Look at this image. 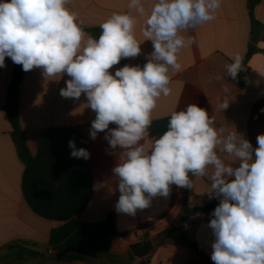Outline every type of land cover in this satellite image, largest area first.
Instances as JSON below:
<instances>
[{"label": "crops", "instance_id": "crops-1", "mask_svg": "<svg viewBox=\"0 0 264 264\" xmlns=\"http://www.w3.org/2000/svg\"><path fill=\"white\" fill-rule=\"evenodd\" d=\"M249 1L254 19L264 25V0H222L215 20L184 33L194 43L179 53L181 70H169L171 95H162L157 101L150 137L142 143L150 144L152 137L158 138L167 130L173 111L185 110L194 103L215 117L217 128L234 129L251 142L253 149L258 146L257 136L264 134V55L258 51L248 56L247 53L249 44L264 50V43L250 41ZM129 2L70 0L68 5L84 28H100L113 13L137 17L135 36L142 42L141 53L122 59L109 70L112 74L125 65L142 68L154 50L150 40L144 41V18L128 8ZM142 2L147 11L155 0ZM237 53L248 66L241 89L225 73V65ZM5 65L0 68V247L15 240L46 244L52 229L71 220L93 225L112 215L116 234L108 255L92 252L87 260L21 264H208L182 238L211 258L215 236L208 225L214 210L180 219L183 200L186 207L195 208L216 198H210L207 192L211 183L207 177H192L194 187L186 192L172 185L169 197L152 198L150 206L137 210L135 216L117 212L115 206L121 193L112 169L122 149L109 146L105 139L108 130L98 133L95 140L90 138L96 113L87 106L86 95L82 94L79 100L60 95L71 77L64 73L46 78L40 68L24 71L20 82L19 125L31 155L29 164L23 165L3 111L13 69L11 58H5ZM217 74L224 75V80L209 84L208 78ZM225 83L230 89L229 107L219 111L217 97L223 99ZM116 127L114 123L109 125V129ZM69 140H74L77 148L87 149L90 159L71 157ZM238 164L237 161L233 166ZM166 233L170 239L133 256V246Z\"/></svg>", "mask_w": 264, "mask_h": 264}, {"label": "clouds", "instance_id": "clouds-1", "mask_svg": "<svg viewBox=\"0 0 264 264\" xmlns=\"http://www.w3.org/2000/svg\"><path fill=\"white\" fill-rule=\"evenodd\" d=\"M69 3L0 0V68L9 57L25 72L42 69L46 78L66 73L71 78L60 95L75 100L86 95L87 106L96 113L90 138L108 130L109 146L122 149L112 169L121 193L117 212L135 216L152 198L169 197L172 185L192 189V177H207L210 198L222 197L208 225L215 236L211 260L264 264V134L257 136L253 149L234 129L217 128L215 117L193 103L171 113L162 135L142 143L150 137L157 101L171 95L169 70H181L179 53L194 43L184 33L215 20L222 0H155L147 11L142 0H130L128 8L144 18V41L150 40L154 50L142 68L125 65L114 74L109 71L113 66L141 53L137 17L113 13L100 24L97 39L84 31ZM243 62L235 54L225 73L235 80ZM224 75L210 76L208 83L224 80ZM222 91L219 111L229 107L226 83ZM110 123L117 127L109 129ZM68 147L71 157L90 159L89 151L77 148L74 140Z\"/></svg>", "mask_w": 264, "mask_h": 264}, {"label": "trees", "instance_id": "trees-1", "mask_svg": "<svg viewBox=\"0 0 264 264\" xmlns=\"http://www.w3.org/2000/svg\"><path fill=\"white\" fill-rule=\"evenodd\" d=\"M260 1V0H256ZM252 3L249 1V19H250V41L253 43H264V25L254 19L252 15ZM92 37L99 38L102 30L100 28H84ZM258 51L264 55V50L256 49L249 44L248 53L251 54ZM244 68L238 73L235 80L231 78L233 84L238 88H243L244 79L248 72L246 59L244 60ZM22 65H17L13 62L11 79L6 93V101L3 105V111L6 114L8 123L11 127V139L15 145V150L19 161L23 165L29 164L31 155L26 148L23 140V148L20 149L16 142V137L23 136L19 125L18 106L20 82L23 75ZM186 190L187 188H182ZM222 197H216L200 207L188 208L185 206V200L182 204V213L180 219H186L194 214H204L213 211L220 203ZM113 216L108 215L107 218L98 224L82 225L76 220H71L57 228H54L49 233V238L46 244H38L26 240H15L0 247V264H21L25 261H35L38 263L54 262V254L62 251L68 245H77L81 248H88L94 253L108 255L110 250L111 239L115 236ZM182 238V235L179 236ZM183 242L187 244L192 251L197 254L203 261L208 264H214L211 258L200 251L196 245L185 238ZM136 246H133V248ZM48 249L53 252L48 253ZM89 257L78 256L74 254L66 255L60 263H67L73 260H87Z\"/></svg>", "mask_w": 264, "mask_h": 264}, {"label": "water", "instance_id": "water-1", "mask_svg": "<svg viewBox=\"0 0 264 264\" xmlns=\"http://www.w3.org/2000/svg\"><path fill=\"white\" fill-rule=\"evenodd\" d=\"M16 142L18 144V147L20 149L23 148V143H22V137L18 136L16 137ZM186 192V190H185ZM170 234L166 233V234H161L158 235L156 237H152L149 239V241L134 247L131 252L133 254V256L138 257L141 254H143L144 252H146L151 246H154L158 243H161L163 241H166L168 239H170ZM92 251L88 248H81L77 245H68L66 246L62 251L57 252L54 254V261L57 263H60L61 260L66 256V255H70V254H74V255H78V256H85V257H89L91 255Z\"/></svg>", "mask_w": 264, "mask_h": 264}, {"label": "built area", "instance_id": "built-area-1", "mask_svg": "<svg viewBox=\"0 0 264 264\" xmlns=\"http://www.w3.org/2000/svg\"><path fill=\"white\" fill-rule=\"evenodd\" d=\"M53 251L51 249H48V253H52Z\"/></svg>", "mask_w": 264, "mask_h": 264}]
</instances>
